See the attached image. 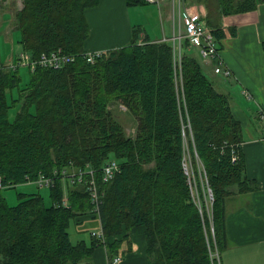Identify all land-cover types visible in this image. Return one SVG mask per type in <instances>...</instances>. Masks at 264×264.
<instances>
[{"label":"trees","instance_id":"16d2710c","mask_svg":"<svg viewBox=\"0 0 264 264\" xmlns=\"http://www.w3.org/2000/svg\"><path fill=\"white\" fill-rule=\"evenodd\" d=\"M263 1L220 0V6L232 14ZM100 2L24 0L16 14L18 42L31 58L54 51L76 58L61 67L37 65L26 79L19 65L2 62L0 264H93L101 245L110 257L132 250L136 227L145 234L146 264H219L211 253L218 250L221 256L227 245L225 199L234 186L240 192L255 187L245 173L242 126L231 97L188 51V41L180 61L171 40L139 41L140 29L130 43L105 49L89 62L84 56L91 34L86 10ZM214 32L217 38L223 35ZM115 103L136 118L134 132H127L111 109ZM186 142L202 210L183 168ZM236 148L240 157L235 162ZM196 152L214 194V231ZM110 159L118 160L120 169L105 182L102 169ZM87 166L95 169L103 194L100 218L108 241L93 235L90 244L72 241V220L92 213L86 185L66 183L55 174L51 205L39 192H19L11 205L2 190L36 181L40 173Z\"/></svg>","mask_w":264,"mask_h":264},{"label":"crops","instance_id":"0c3cea01","mask_svg":"<svg viewBox=\"0 0 264 264\" xmlns=\"http://www.w3.org/2000/svg\"><path fill=\"white\" fill-rule=\"evenodd\" d=\"M23 7L24 0H0V34L3 32L5 40L14 39L18 31L16 14ZM133 7L136 6H128L126 0H101L97 6L87 9L86 17L91 27L88 49H108L130 43L135 36L134 30L140 29L133 27L131 21ZM159 7L161 11L165 9L171 25L163 29L162 36L155 32L154 38L140 30L139 41L161 40L173 35L178 19L173 18L170 0H161ZM186 11L223 34L216 37V43L223 67L232 72L230 76L216 73L218 62L204 59L198 49L189 47L188 51L216 81L218 88L230 95L232 111L242 126L241 155L245 173L255 185L247 192H240L234 186L233 193L225 199L227 245L221 253V263L264 264V124L260 116L264 110V1L258 2L253 10L224 14L220 0H187ZM105 38L109 42H104ZM113 40L116 42L111 43ZM88 217L87 214L79 215L76 220L79 223ZM99 225L103 226L101 219ZM131 240L132 250L119 255V264H146L143 228H133ZM124 245L129 247L128 243ZM107 251V247L104 252L100 247L96 249L97 264H110Z\"/></svg>","mask_w":264,"mask_h":264},{"label":"built area","instance_id":"2783aa9c","mask_svg":"<svg viewBox=\"0 0 264 264\" xmlns=\"http://www.w3.org/2000/svg\"><path fill=\"white\" fill-rule=\"evenodd\" d=\"M149 3H158L161 4V0H146ZM172 9H173V18L177 17V28L174 30V33L168 39L172 41L174 45V50L177 55V58L181 61L182 59V45L185 41H188L189 47L196 48L199 50L201 56L207 60H215L217 61V65L215 67L216 73H223L225 76H230L232 74L231 70L228 67H223V61L220 58L219 48L216 43V36L214 29L205 25L200 20H198L192 13L186 11V2L187 0H170ZM167 39V38H164ZM105 49H94L89 50L84 53V56L87 58L89 62H94L96 58L100 57ZM76 56L74 54L62 53L61 51H54L51 53H42L38 58H31L30 54L26 51H23L21 55L18 57V60L15 61L13 58L11 59L8 66L11 68H15L22 62L27 61L32 69H34L37 65L45 66V67H61L62 65L74 61ZM5 65L0 61V69H2ZM123 108H126L122 106ZM261 119L264 124V110L261 111ZM198 167L200 169L201 182L204 188L207 207L211 206V210L208 211L210 216V220H213V203H214V194L212 188L209 185L207 173L204 169V166H201V159L199 158L197 152L195 153ZM240 157V153L236 148L233 161H237ZM201 161V163L199 162ZM203 165V163H202ZM183 168L188 177V183L190 185V189L192 195L202 210V204L200 200V191L198 186V181L196 179V175L194 172L192 157L188 158L187 154H185L183 159ZM120 169V163L116 159H110L103 165V181L109 182ZM60 175L63 178V181L70 184H83L86 185L87 190L89 191V195L91 197V201L93 204L92 213L96 216H100V201L102 197V191L98 185V180L95 176V169L87 166L85 168H65L60 172L54 173V175H45L40 173L39 178L35 181L39 183L41 186L49 185L53 186L56 182V176ZM3 187L0 179V189ZM63 205L68 204L67 197L64 196L62 200ZM58 205V204H57ZM209 209V208H208ZM214 231V228H213ZM93 236L98 237L101 241H106V235L104 232L103 226L97 231L92 232ZM212 258L216 259L219 264H221V256L218 250L213 251L211 253ZM121 261V256L115 255L111 258L110 264H119Z\"/></svg>","mask_w":264,"mask_h":264},{"label":"rangeland","instance_id":"374dc122","mask_svg":"<svg viewBox=\"0 0 264 264\" xmlns=\"http://www.w3.org/2000/svg\"><path fill=\"white\" fill-rule=\"evenodd\" d=\"M112 6L115 4L114 2L111 3ZM108 8L111 9L110 6ZM158 3H146L145 5H139L132 8L131 13V21L133 22V27L138 26L140 30L147 32L150 34L153 38L156 37L155 32L160 33L159 36H162L163 29H168L171 25L172 21L167 20L166 11L163 9L162 11L159 9ZM138 10V11H137ZM161 11V12H160ZM19 39V31H15L14 39L5 40L3 32L0 34V61L3 63H10L11 59L13 58L15 61L18 60V57L21 55V53L24 51L21 44L18 42ZM104 42H109V39H103ZM116 41H112L111 43H115ZM127 44V43H126ZM117 46H122L120 44H117ZM21 72L24 75V78H28V70L31 69L29 63L27 61L22 62L19 65ZM207 72V71H206ZM15 94H17V90H14ZM122 106L125 107V105L122 104ZM111 109L114 111H117L118 113V119L123 122L125 125L127 132H134V127H136V118L129 114L127 110L122 109V107L119 105V103H115L111 105ZM186 154L188 158L191 157V153L188 147V143L186 142ZM201 163V161H199ZM201 166L202 163H201ZM67 185V184H65ZM51 186L49 185H43L41 186L39 183L35 181L26 182V183H20L16 186H10L3 188V193L7 198V201L9 204L14 205L18 202V193H34L39 192L41 193L44 198L47 205H51L53 203V199L50 195L51 192ZM65 196V195H64ZM211 205V204H210ZM207 207V211L211 210V206ZM209 208V209H208ZM88 219L83 220L82 222H77V220L73 219L70 226V233L71 238L74 243H77L78 241L84 239L89 244L92 240V232L99 230L101 227L99 225L100 223V216L94 215L93 213L89 212L87 213ZM210 218V216H209ZM214 218V217H213ZM211 222V230L213 231V223L214 220H210ZM108 241L109 238H106ZM102 251H105L104 245L99 246ZM108 253V251H107ZM216 254V251H215ZM96 255V251L94 256ZM104 255V254H103ZM94 256L91 258V261L93 264H97L96 258L94 259ZM105 256V255H104ZM112 258V257H111ZM84 262H81V264H84Z\"/></svg>","mask_w":264,"mask_h":264}]
</instances>
